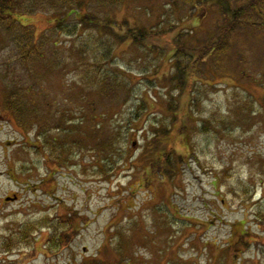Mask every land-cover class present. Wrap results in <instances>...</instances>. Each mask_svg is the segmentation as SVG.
<instances>
[{
	"label": "rangeland",
	"instance_id": "obj_1",
	"mask_svg": "<svg viewBox=\"0 0 264 264\" xmlns=\"http://www.w3.org/2000/svg\"><path fill=\"white\" fill-rule=\"evenodd\" d=\"M17 1L14 9L36 10L0 15V264H264V21L228 28L213 12L226 33L213 67L226 73L212 69V86L197 73L205 84H195L196 128L175 143L181 160L168 155L166 175L152 139L158 97L177 94L164 80L169 63L126 42L101 62L95 28L52 25L50 0ZM98 3L86 0L84 10L102 17ZM190 5L124 0L113 19L148 29L183 18L221 32L205 4L189 13ZM20 92L26 106L15 102ZM14 102L25 108L20 116L8 111ZM90 113L105 120L92 129Z\"/></svg>",
	"mask_w": 264,
	"mask_h": 264
},
{
	"label": "trees",
	"instance_id": "obj_2",
	"mask_svg": "<svg viewBox=\"0 0 264 264\" xmlns=\"http://www.w3.org/2000/svg\"><path fill=\"white\" fill-rule=\"evenodd\" d=\"M17 2V0H0V15L4 17H12L15 14L19 15L20 13L30 15L34 13L33 10H36V7H33L34 9L28 8L29 11L25 12H23V10L19 7L14 9V7H17L18 5ZM84 2L86 3V0H50L52 6H56L51 8L58 9L50 14L49 18L53 19L52 25H59L62 22H67L71 19L77 20L78 24L81 26L87 25L95 28L98 32H100V35L97 34V37L101 40V42L97 49L101 55V62H107L108 60L111 61V54L114 46H118L120 43L126 42L128 45L133 47L131 48L133 52L144 49L147 50L146 48H149V52L147 53L151 54L153 59L157 60V63L161 64V62L164 61L169 63L168 72L170 75L168 73L167 79L165 78L164 80H166V83L169 81L166 85L167 88H169L171 92L177 91V94L173 96L165 89L164 92L166 93H163L161 98L158 97L159 100H157V102L162 106L160 111L162 121H160V126L156 129V135L152 139V142H156L159 146L153 157L155 155L157 156V161L160 164L159 170L163 169L164 173L168 175L167 171L172 170V163L169 161L167 156H175L176 159L174 163L177 165L180 159L179 156L182 154H178L177 151H175V143H178V141L181 142L182 138L187 140L190 136V131L196 128V125L191 124L195 118L193 108L198 104L194 98V93L198 91V89L195 88V84H205L203 79L195 78L197 73L200 72L202 75L204 74L202 77L204 80L209 78L211 80L209 86H212L215 85L217 83L216 80L219 79V74H214L212 69L214 70L215 68H220L221 71H224L220 65L213 67L221 61L220 57L225 55L226 51V49H223L225 48L224 45L226 46V43L223 40V35L226 33H222L224 31L223 27L221 28V23L220 21L218 22L217 17H213V12H217L220 17L224 16V20H227L224 26L228 28H234L238 24H243L244 27H255L257 24L260 25L264 21V0H246L245 3H242L240 6L238 5V7H232L230 0H191L189 13L192 11V8H197L198 5L196 4H205V6H200V8L202 11L209 13L212 12L211 20L212 23L215 24L214 29L221 30L220 33L214 31L211 32L205 28L203 31L201 30L199 23H195L193 26L182 24L183 21L181 20L183 19V12H181L180 15L182 19L180 18L181 20L176 23L161 20L155 23V26L146 29L143 25H140L141 19H138V21H130L128 18L123 20L121 18L116 20L113 19L117 18L114 16L116 12L125 10L124 6H122L124 0H99L97 5L102 9L104 14L102 17L88 14L84 10ZM94 5H96L95 0ZM209 7H211V9H209ZM176 8L177 11H180L181 9L178 6H176ZM184 12L187 13L186 11ZM153 29H158L159 31L155 32ZM190 40L192 45L189 44ZM209 62H211L210 65L212 67L209 65ZM157 68H159L158 65ZM207 72L210 74L206 75L205 73ZM122 73H124V71H122ZM241 75L244 78L247 77L244 72H241ZM100 82V78H98L97 84L93 86L95 88H99L98 85H100ZM260 83L261 85L256 82L257 85L264 89V82ZM16 95V103H21L22 97L25 98V94L23 92ZM15 102L12 103L8 109L10 114L14 117L16 115L20 116L19 114H22L25 110L23 106L18 104L16 105ZM142 107L143 106L141 105V107L137 108L138 117H136V120H138L140 113L143 114L147 111V109H143ZM90 114L91 118L89 119V122L93 126L89 125L92 129H94L96 128L94 127V121H99L102 117L104 119L105 115L100 114V117H97L94 113ZM109 114H112L113 116L115 115V112ZM136 120L133 119L134 123ZM210 128L212 127L210 126ZM214 129H216V127ZM102 130H104V128ZM45 141L46 143H44V150L41 152V155L44 154L45 161L48 162V154L45 153L46 149H48L47 139ZM53 141H56V139H53ZM29 142L30 144L24 141V143H28V145L34 148V150L38 149L39 146L41 148L43 147L42 143L38 145V142L33 141V139L29 140ZM106 145L109 144L106 143ZM184 148L187 152H189L187 144H185ZM57 151L62 152L63 147H58ZM50 175L48 174V176ZM245 234H247L246 230L243 231L241 235ZM54 237L56 239L60 238L57 234Z\"/></svg>",
	"mask_w": 264,
	"mask_h": 264
},
{
	"label": "water",
	"instance_id": "obj_3",
	"mask_svg": "<svg viewBox=\"0 0 264 264\" xmlns=\"http://www.w3.org/2000/svg\"><path fill=\"white\" fill-rule=\"evenodd\" d=\"M15 197V196H14Z\"/></svg>",
	"mask_w": 264,
	"mask_h": 264
}]
</instances>
